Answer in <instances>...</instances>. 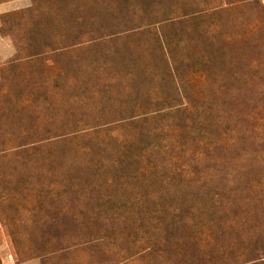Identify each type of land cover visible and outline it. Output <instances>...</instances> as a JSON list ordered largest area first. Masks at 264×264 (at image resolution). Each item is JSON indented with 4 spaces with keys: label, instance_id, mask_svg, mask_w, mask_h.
I'll list each match as a JSON object with an SVG mask.
<instances>
[{
    "label": "rangeland",
    "instance_id": "rangeland-1",
    "mask_svg": "<svg viewBox=\"0 0 264 264\" xmlns=\"http://www.w3.org/2000/svg\"><path fill=\"white\" fill-rule=\"evenodd\" d=\"M0 34V264H264V0H32Z\"/></svg>",
    "mask_w": 264,
    "mask_h": 264
},
{
    "label": "crops",
    "instance_id": "crops-1",
    "mask_svg": "<svg viewBox=\"0 0 264 264\" xmlns=\"http://www.w3.org/2000/svg\"><path fill=\"white\" fill-rule=\"evenodd\" d=\"M31 3H32V0H5V1H0V14L11 12V11L18 10V9L27 8L31 5ZM3 39H5L4 36H2L0 34L1 49L5 48L4 47L5 44H1L4 41ZM2 55L4 57L3 53H2Z\"/></svg>",
    "mask_w": 264,
    "mask_h": 264
}]
</instances>
